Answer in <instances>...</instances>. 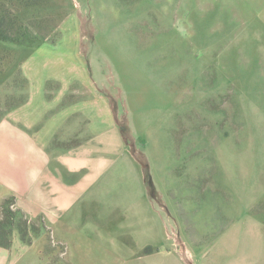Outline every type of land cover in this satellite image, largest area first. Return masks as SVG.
Instances as JSON below:
<instances>
[{"label": "rangeland", "instance_id": "obj_1", "mask_svg": "<svg viewBox=\"0 0 264 264\" xmlns=\"http://www.w3.org/2000/svg\"><path fill=\"white\" fill-rule=\"evenodd\" d=\"M0 22L2 151L95 141L67 224L4 202L19 264H264V0H0Z\"/></svg>", "mask_w": 264, "mask_h": 264}, {"label": "crops", "instance_id": "obj_2", "mask_svg": "<svg viewBox=\"0 0 264 264\" xmlns=\"http://www.w3.org/2000/svg\"><path fill=\"white\" fill-rule=\"evenodd\" d=\"M12 145V154L2 151L0 143V210L6 200L15 199V207L36 216L42 211L51 223H65L67 215L94 203L95 141L75 152L65 151L58 162L47 165V160L30 166ZM69 152V153H68ZM47 165V169L43 166ZM87 190V191H86ZM17 204V205H16ZM85 215L84 211L81 212ZM0 238V264H19L20 242L10 239L7 244Z\"/></svg>", "mask_w": 264, "mask_h": 264}, {"label": "trees", "instance_id": "obj_3", "mask_svg": "<svg viewBox=\"0 0 264 264\" xmlns=\"http://www.w3.org/2000/svg\"><path fill=\"white\" fill-rule=\"evenodd\" d=\"M0 24H1V22H0ZM6 39H7V36L0 31V42L6 41Z\"/></svg>", "mask_w": 264, "mask_h": 264}]
</instances>
